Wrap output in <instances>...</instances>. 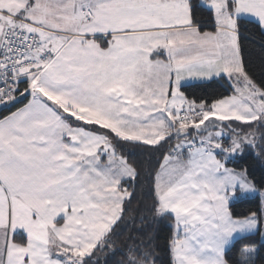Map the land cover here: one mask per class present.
Segmentation results:
<instances>
[{"label":"snow or ice","instance_id":"6c2138e0","mask_svg":"<svg viewBox=\"0 0 264 264\" xmlns=\"http://www.w3.org/2000/svg\"><path fill=\"white\" fill-rule=\"evenodd\" d=\"M6 2L0 0V264H100L96 253L109 245L104 264L116 255L120 264H264V183L252 171L253 163L264 168V0ZM74 104L125 127L129 134L117 139L148 153L158 225L144 234L148 217L140 216L133 232L143 238L129 235L122 250L110 239L97 242L79 261L71 237L94 222L81 206V174L98 173L116 188L121 215L111 235L136 199L140 172L135 165L127 172L128 156L116 145L109 154L93 139L101 126L76 120L66 110ZM221 108L233 115L218 119ZM156 116L151 137L133 135L148 132L141 120ZM44 184L66 206L45 217L67 233L60 245L42 214L24 208ZM241 205L251 206L238 212ZM29 215L31 232L14 220ZM161 226L163 247L156 242Z\"/></svg>","mask_w":264,"mask_h":264},{"label":"rangeland","instance_id":"374dc122","mask_svg":"<svg viewBox=\"0 0 264 264\" xmlns=\"http://www.w3.org/2000/svg\"><path fill=\"white\" fill-rule=\"evenodd\" d=\"M164 81L161 82V87L163 86ZM163 91V90H162ZM46 94V93H45ZM183 95V94H181ZM51 98V97H50ZM64 103V101H61ZM220 106H218L219 108ZM71 112V114L81 120V121H88V122H99L100 124H104L107 126L112 127H119L121 129L127 130L125 127L118 126L112 120L105 119L101 117L94 111L87 110L84 107L74 104L70 109H66ZM233 115L232 113H225L222 108L220 109V115L218 119L223 120L226 119L227 116ZM207 116H205V119ZM126 119V117H125ZM190 122V121H189ZM210 127V125L205 126ZM139 129V128H138ZM137 129V130H138ZM78 134V133H77ZM93 139L98 142V144H104L111 154V140L104 136L97 131H94ZM80 146L73 147L69 150V154L71 151L73 152L74 149H78ZM90 151L95 152L97 147L89 146ZM118 154V153H117ZM119 155V154H118ZM129 174L132 172V168L130 164L123 165ZM84 171H87L84 169ZM88 179H84L83 175L81 174L82 183L79 185V189L82 190L78 194L80 195L81 206L87 209V212L90 214L92 220L94 221L91 223L90 227L82 228L81 234L79 239H76L75 236L71 237V244H72V254L77 261L79 259L92 251L93 247L97 242H99L106 231L111 227L112 223L117 220L120 215V198L116 191V188L113 183L110 181H105L103 177L99 176L98 173L88 172ZM46 187V186H45ZM43 188V185H42ZM43 190V189H42ZM51 190L45 189L42 191V197H46L48 193H51ZM51 199L52 202V210L57 209L59 211H66V206L60 207L59 202L55 200V198L48 197ZM42 201V199H41ZM43 202V201H42ZM43 213H46V209H41ZM57 212L54 211L52 214L55 215ZM50 220V219H49ZM51 222V220H50ZM66 223V221H65ZM53 228L52 236L58 237L57 245H60L61 241L59 239L60 235H64L67 237V233L63 229H55V225H51ZM61 251H65L66 249L60 248Z\"/></svg>","mask_w":264,"mask_h":264},{"label":"trees","instance_id":"16d2710c","mask_svg":"<svg viewBox=\"0 0 264 264\" xmlns=\"http://www.w3.org/2000/svg\"><path fill=\"white\" fill-rule=\"evenodd\" d=\"M258 39V37H257ZM249 50L251 51L254 48V45H248ZM257 52L259 51L258 48L255 49ZM254 73L259 76L261 74V68L259 67V62L257 60V66L254 68ZM223 83V81L221 82ZM215 91L216 93L222 92L223 89H209V92L212 93ZM192 95L195 97L203 96L204 93L200 90L193 89ZM76 120L81 121L76 118ZM89 125L96 123L99 124L101 127L99 129H96L94 131H97L98 133L103 134L107 138L111 140L112 145H116L117 153L123 152L124 155L128 156L129 164L135 165L136 169L140 172V182L136 186V199L133 200L130 204H127L126 207L129 209L128 212L124 214V218L120 220L119 226L115 228V231L111 233V235L108 234V230L103 235L102 239L99 241L101 246L105 243L106 239H110L115 247L117 249H123L124 245L128 242L129 235H134L137 239L143 238L142 233L133 232L134 227H141L139 224V217L140 216H147L148 219L145 221L144 226V234H147L149 236L153 235L158 225L153 222L152 220V214H151V208H152V196L150 191V183L147 181L146 178V169L148 167V153L141 148H138L134 144L130 143H121L117 136H123L116 131H114L111 127L100 124L99 122H88L83 121ZM111 129L112 134L108 130ZM132 153H135V155H130ZM252 171L254 179L256 180L257 184L264 183V168H261L258 164L253 163L252 165ZM251 205H241L237 207L238 212H246L247 208ZM135 221V222H134ZM159 237L160 240L156 241L161 247H163V239L165 236H167V229L163 228L161 226V230L159 231ZM111 247L112 245H109V251L108 252H97L96 255L100 257V264H104V258L108 255H111ZM94 248V247H93ZM93 250V249H92ZM164 254L161 253V256ZM122 257L120 255H116L112 257L110 261H108V264H120Z\"/></svg>","mask_w":264,"mask_h":264},{"label":"crops","instance_id":"0c3cea01","mask_svg":"<svg viewBox=\"0 0 264 264\" xmlns=\"http://www.w3.org/2000/svg\"><path fill=\"white\" fill-rule=\"evenodd\" d=\"M14 6L15 5L13 3V0H7V2L5 3V7H14ZM161 89L162 90H166V81H164L163 86L161 87ZM159 107H163V98L161 99V103H160ZM126 119H129V117H126ZM159 119H160V117L156 116V117H149L147 120H141V125L143 127H147L149 129L148 132H146V133L145 132H141L140 129H138V130H136V132L133 133V135H144L146 137H151V135H152L151 125L153 123H155ZM169 119H173V118L169 117ZM109 127H111L114 131H116L117 133H119V134H121L123 136L129 134L128 130L121 129L119 127H112V126H109ZM80 147H82V146H80ZM76 150L77 149H74V151H76ZM89 150H90V148H89ZM49 183H51V182H49ZM47 188H48V185L44 184L43 188L41 186V188L38 189L36 192L30 193L29 196L25 200L24 208L25 209H30L31 211H39L42 214L41 223L42 224H46V225H51L50 220L49 219H45V217H47L48 213H53L54 211L58 212V210L55 209V207H54L53 211H51L53 205H52L51 199L48 198V197H51V193H48L45 198L44 197H42V198L40 197L42 195L41 192L44 191ZM48 190H51V189L48 188ZM41 199H42L43 202L41 201ZM42 208L46 209V211H45L46 213L42 212V210H41ZM14 220H15V222L25 224L29 228L30 232L34 228L35 223H36V222L31 220V216L30 215L27 218L15 217L14 216ZM52 231H53V228L51 226L49 228V232L52 233ZM53 241H54V243L57 244L58 237H56V236L53 237Z\"/></svg>","mask_w":264,"mask_h":264}]
</instances>
